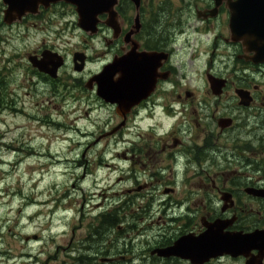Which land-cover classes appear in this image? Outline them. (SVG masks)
<instances>
[{"label": "flooded vegetation", "instance_id": "obj_1", "mask_svg": "<svg viewBox=\"0 0 264 264\" xmlns=\"http://www.w3.org/2000/svg\"><path fill=\"white\" fill-rule=\"evenodd\" d=\"M138 1L113 0L97 15L95 30L81 29L77 8L64 2L41 6L37 15L21 22L41 19L57 8L77 15L75 30L82 35V48L71 55L43 40L30 56L44 60L50 72L62 58L56 78L34 69L44 86H53L52 93L69 92L78 101L84 97L89 112L109 113L94 144L123 136L141 113L149 121L148 137L122 139L132 148L118 156L131 164L137 187L127 190L128 195L123 192L125 200L102 214L97 225H89L86 239L72 242L66 250L69 261L62 264H194L153 253L184 237H199L218 221L227 225L225 233L264 231V60L255 62L248 45L232 40L226 2L217 8L213 0H178L180 6L173 0ZM96 41L104 48V63L86 75ZM141 54L155 56L151 63L157 82L151 95L126 114L100 90L110 92L120 80L122 68L113 66L116 60ZM69 65L72 69L65 75ZM106 69L109 75L98 78ZM139 168L151 169L143 185ZM138 223L143 225L138 228ZM155 223L169 225L168 231L162 229L168 235L144 240L147 249L135 248L133 242L139 236L144 239ZM250 257L225 254L203 264H247Z\"/></svg>", "mask_w": 264, "mask_h": 264}, {"label": "rangeland", "instance_id": "obj_2", "mask_svg": "<svg viewBox=\"0 0 264 264\" xmlns=\"http://www.w3.org/2000/svg\"><path fill=\"white\" fill-rule=\"evenodd\" d=\"M6 9L0 0V264H62L69 261L72 242L86 239L89 225H97L102 214L125 200L123 192L137 187L131 164L118 156L132 148L122 139L148 137L149 121L141 113L123 136L94 144L109 113L89 112L84 97L78 101L69 92L52 93L53 86L43 85L28 59L43 40L71 55L83 47L74 10L57 8L41 19L8 26ZM59 28L66 32L60 34ZM94 46L86 75L104 63L103 46L97 41ZM137 170L141 185L149 181L151 169ZM154 225L144 239L137 237L135 248L147 249L144 240L170 228Z\"/></svg>", "mask_w": 264, "mask_h": 264}, {"label": "water", "instance_id": "obj_3", "mask_svg": "<svg viewBox=\"0 0 264 264\" xmlns=\"http://www.w3.org/2000/svg\"><path fill=\"white\" fill-rule=\"evenodd\" d=\"M134 1L137 4L139 2ZM213 1L217 8L226 2L230 9L232 40L248 45L255 53L253 58L255 62L264 60V0ZM2 2L7 7L4 16V22L7 25L21 22L29 14L37 15L41 6L47 9L61 2L71 4L77 8L79 27L85 31H89L90 27L95 30L98 24L97 15L113 4V0H2ZM217 8L212 12V16L216 15ZM154 58V55L141 54L116 60L113 66L117 65L122 68L120 80L113 84L110 92L104 94L103 90H100V95L108 102L120 104L124 113H129L134 106L147 99L155 88L157 72L151 63V59ZM61 59L55 63L53 72L47 69L44 60L39 61L36 57H30L29 61L40 72L50 73L56 78L59 68L63 66ZM77 70L81 71L82 67H77ZM108 75L109 69H106L98 78H105ZM226 228L225 223L218 221L209 226L207 232L201 236L184 237L174 246L157 249L153 254L162 258L190 259L194 264H203L225 254L249 258L253 252H257L256 256L250 257L247 264H263L264 231H255L250 234L225 233Z\"/></svg>", "mask_w": 264, "mask_h": 264}, {"label": "trees", "instance_id": "obj_4", "mask_svg": "<svg viewBox=\"0 0 264 264\" xmlns=\"http://www.w3.org/2000/svg\"><path fill=\"white\" fill-rule=\"evenodd\" d=\"M113 217H115V216H113Z\"/></svg>", "mask_w": 264, "mask_h": 264}]
</instances>
